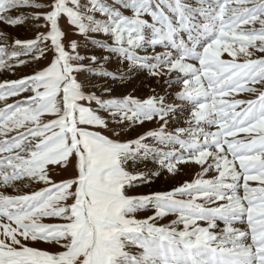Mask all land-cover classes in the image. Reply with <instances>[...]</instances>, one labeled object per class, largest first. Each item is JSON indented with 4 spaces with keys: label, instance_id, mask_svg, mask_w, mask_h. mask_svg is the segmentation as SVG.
<instances>
[{
    "label": "snow or ice",
    "instance_id": "snow-or-ice-1",
    "mask_svg": "<svg viewBox=\"0 0 264 264\" xmlns=\"http://www.w3.org/2000/svg\"><path fill=\"white\" fill-rule=\"evenodd\" d=\"M30 20L0 69L51 60L0 83V181L44 187L0 192V264H264V0H0V25Z\"/></svg>",
    "mask_w": 264,
    "mask_h": 264
},
{
    "label": "rangeland",
    "instance_id": "rangeland-1",
    "mask_svg": "<svg viewBox=\"0 0 264 264\" xmlns=\"http://www.w3.org/2000/svg\"><path fill=\"white\" fill-rule=\"evenodd\" d=\"M37 24H44L43 20L39 21H34L30 20L26 22L24 25L20 26H15V27H4L3 25H0V30L4 31L7 33L9 39L7 41V44L9 48L11 49L12 43L14 39H33L35 38L37 31H45L44 28H36ZM61 26L64 28H67V21L63 20L61 22ZM244 27H251V26H244ZM255 27H259V25H255ZM0 43H4L3 40H0ZM260 55V53L256 52L254 53L253 58H257ZM24 58V57H21ZM223 59H231V57L227 54L224 53L222 56ZM51 60V54H47L44 58L37 60V61H29L27 65L20 66L17 65L15 62V59L7 61L9 64H13L14 67L11 69H0V83L4 82L5 80H14V79H19L24 75H30L34 71L40 70L48 65V63ZM238 62H242V58H237ZM109 70H113L116 65L113 62L112 64L107 66ZM151 83V82H149ZM258 87V86H257ZM31 93H24L22 96H27L30 95ZM140 97H146L148 94V88L145 87L144 89L140 90L139 92L136 93ZM22 98V97H21ZM236 98L240 99H253L255 98L254 94L250 93H240ZM20 99V98H14V97H9L8 98V103L14 102V100ZM4 106V102L0 101V107ZM47 118V117H45ZM155 125L152 123H146L145 128L149 127H154ZM215 130V129H213ZM140 131L139 128L136 129H126L125 133H123V136H127L129 138H134L136 135V132ZM15 133H10L9 135H14ZM241 138H245L246 134L241 133L240 134ZM151 143V141H149ZM141 167H144V165H141ZM154 167V164L151 160L147 162V168L151 169ZM182 171L179 172L175 177H170L167 174H163L161 177H158L153 180L151 184H143V185H138L135 188L128 189V194L130 195H145L148 194L149 192L153 191H168L172 187L179 186L181 183L184 181H190L196 178V173L200 172L201 169L194 164H188V165H182ZM52 175L53 179L56 181H59L61 179H67L71 178L73 175L72 169L69 168L67 171H64L62 169L56 168L54 171L50 173ZM215 175L214 172H209L206 176H204V179H211ZM230 182V181H229ZM249 186L250 187H259L260 182L259 181H249ZM40 187H44L42 183H36L33 181H29L27 178L21 181H15L10 183L8 186H3L2 181H0V192H3L6 195H17V194H26L30 193L31 191L38 190ZM241 195L243 194V189H240ZM152 214V209L148 210H142L140 212L136 213L137 218H144L147 215ZM172 219H175V216H169L166 217L162 220L159 221L161 224H168ZM44 222H59L57 220H53L50 218H45ZM222 226V222H221ZM182 227V226H181ZM34 246L39 247L41 249H46L50 251H56L58 249L51 248L47 243L45 242H40L38 244H35Z\"/></svg>",
    "mask_w": 264,
    "mask_h": 264
}]
</instances>
